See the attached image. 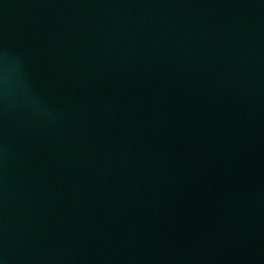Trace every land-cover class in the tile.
Here are the masks:
<instances>
[{
  "label": "water",
  "instance_id": "95a60500",
  "mask_svg": "<svg viewBox=\"0 0 264 264\" xmlns=\"http://www.w3.org/2000/svg\"><path fill=\"white\" fill-rule=\"evenodd\" d=\"M0 264H264V0H0Z\"/></svg>",
  "mask_w": 264,
  "mask_h": 264
}]
</instances>
